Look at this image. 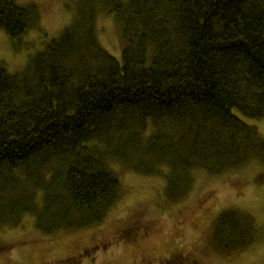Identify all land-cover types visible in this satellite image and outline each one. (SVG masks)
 Listing matches in <instances>:
<instances>
[{"label": "trees", "instance_id": "obj_1", "mask_svg": "<svg viewBox=\"0 0 264 264\" xmlns=\"http://www.w3.org/2000/svg\"><path fill=\"white\" fill-rule=\"evenodd\" d=\"M100 9L121 28L120 61L99 42ZM38 17L0 0L15 47ZM243 117L264 119V0H79L22 73L0 67V226L26 214L44 233L103 221L121 193L112 161L143 175L166 165L171 203L199 170L264 165V138ZM259 234L252 215L228 208L209 241L231 255Z\"/></svg>", "mask_w": 264, "mask_h": 264}, {"label": "rangeland", "instance_id": "obj_2", "mask_svg": "<svg viewBox=\"0 0 264 264\" xmlns=\"http://www.w3.org/2000/svg\"><path fill=\"white\" fill-rule=\"evenodd\" d=\"M18 3L35 5L39 17L20 47L0 30V67L11 73H22L31 57L73 22L79 6V0ZM96 20L99 42L120 61L125 40L114 16L100 9ZM243 118L264 138V119ZM148 125L151 132L153 125ZM110 166L121 193L103 221L44 233L35 216L23 215L15 226H0V264H264V165L260 162L219 175L195 172L190 194L179 203L166 198V165L149 175L135 173L119 160ZM228 208L252 215L260 237L250 249L224 255L211 247L209 237L216 216Z\"/></svg>", "mask_w": 264, "mask_h": 264}]
</instances>
